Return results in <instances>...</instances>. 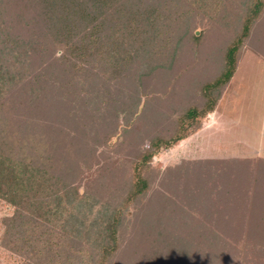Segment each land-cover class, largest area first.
Returning a JSON list of instances; mask_svg holds the SVG:
<instances>
[{"label":"trees","instance_id":"1","mask_svg":"<svg viewBox=\"0 0 264 264\" xmlns=\"http://www.w3.org/2000/svg\"><path fill=\"white\" fill-rule=\"evenodd\" d=\"M208 10L227 27L207 25ZM263 15L264 0H0V202L12 210L0 221L3 246L21 264H114L122 224L151 187L153 158L196 134L215 111ZM213 27L212 45L222 49L218 74L177 105L174 126L149 139L117 208L87 201L82 183L95 181L83 160L108 141V131L117 134L122 115L136 116L137 99L166 98ZM259 44L264 57V37ZM108 108L107 132L94 135L106 121L97 115ZM40 133L46 139L36 140ZM82 147L86 154L73 156ZM205 162L195 170L185 161L174 181L212 170L216 177L185 188L187 200L167 202L173 217L181 214L179 231L164 232L185 254L177 264H264V160ZM105 183L97 186L103 195Z\"/></svg>","mask_w":264,"mask_h":264},{"label":"rangeland","instance_id":"2","mask_svg":"<svg viewBox=\"0 0 264 264\" xmlns=\"http://www.w3.org/2000/svg\"><path fill=\"white\" fill-rule=\"evenodd\" d=\"M228 7L229 3L226 8L228 9ZM206 15L208 17H205ZM215 15V12L210 13L209 10L206 12L204 20L207 25L210 21H216V27L219 30L223 24L227 27L225 24L227 21L222 18L218 21ZM260 21L253 31L251 40L241 49L236 72L225 88L215 111L203 122L201 131L190 140L176 143L170 149H163L159 155L153 158L149 173L151 187L146 197L128 213L122 224L121 250L116 256L114 264H177L180 258L185 257V254L176 246L178 242L168 240L165 235L166 232L169 234L171 229L179 231L180 222L175 220L180 219L181 216L178 212V215L173 217L167 202L178 203L182 198L187 200L183 196L191 186L206 185L216 177L215 171L212 170V174H203L202 178L200 175H193L178 181L179 183L175 182L179 178L177 167L185 161H194L195 170H198L208 160L259 158L264 160V57L259 50L261 48H259V41L264 37V15ZM206 29L204 28L202 33ZM199 31L201 32V28L197 29V34ZM216 35L217 30L214 29L208 39L204 41L200 50L201 55H196L197 52L193 54L194 61L185 64L182 62L188 68L187 73L180 77V82L169 90L165 99L151 98L150 96L156 95L155 93L144 95L140 99L141 101L137 99L138 103L141 102L139 111L137 110L136 116H130V114L121 116V119L118 120L117 134L112 131L107 132V129L104 130L113 117L112 115L110 119L108 118L113 109H103L97 115H103L106 121L99 129L95 128L91 132L94 135L107 132L109 139L105 144L97 146L94 157L89 155L82 162L81 169L84 173L88 172L91 175L87 178L91 177L95 181L92 184L82 183L80 191L82 195L87 196L86 200L93 197L91 202L97 207L112 201L113 204L109 206L113 209L118 207L115 202L120 201L119 198L126 194L130 187L131 165L138 155L148 147L149 139L152 136H157V133H165L168 128L174 126L177 105L183 106L193 100L195 93H192V90L201 81L210 80L220 71L222 49L221 46L214 48L212 45V39ZM262 48L264 49V47ZM188 55L187 52L184 53L182 60ZM217 57L216 65L213 58ZM131 123L133 126L130 128L131 130L124 131V127L126 128ZM36 129L37 127L33 132L31 131L34 135L26 138L28 142L36 135ZM43 135L44 133H40L35 139L38 140L41 137L46 139ZM56 145L59 146V143ZM82 148V150L79 148L72 150L73 156L83 157L87 148ZM195 170L193 171L195 172ZM100 175L103 180L96 183ZM103 182H106L104 187L107 188L104 195L97 187ZM185 188L188 189L185 190ZM112 192L113 200L110 196ZM182 205L175 208L178 209ZM110 207L107 209L113 210ZM183 207H185V203ZM183 209L187 210V207ZM11 212L9 206L0 202V221L10 216ZM192 215L196 214L193 212ZM90 216L96 215L90 214ZM81 220L85 219L81 218ZM84 225V227H88V221L84 222ZM84 227L82 228L83 233L85 232ZM3 230L0 224V264H21L22 258L3 246L1 241ZM169 249L172 251L169 252Z\"/></svg>","mask_w":264,"mask_h":264},{"label":"crops","instance_id":"3","mask_svg":"<svg viewBox=\"0 0 264 264\" xmlns=\"http://www.w3.org/2000/svg\"><path fill=\"white\" fill-rule=\"evenodd\" d=\"M210 116H211V115H210ZM201 128H202V126H201ZM200 131H201V129H200L198 132H200ZM198 132H197V133H198ZM194 135H196V134H194ZM194 135H193V136H194ZM193 136L189 137V138L186 139V140H190V138H192ZM186 140H185V141H186ZM183 142H184V141H183Z\"/></svg>","mask_w":264,"mask_h":264}]
</instances>
